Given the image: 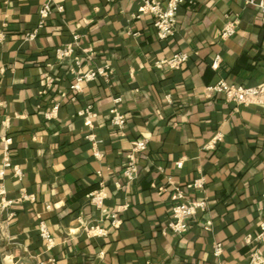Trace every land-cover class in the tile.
I'll list each match as a JSON object with an SVG mask.
<instances>
[{"label":"crops","instance_id":"0c3cea01","mask_svg":"<svg viewBox=\"0 0 264 264\" xmlns=\"http://www.w3.org/2000/svg\"><path fill=\"white\" fill-rule=\"evenodd\" d=\"M46 1L0 0V164L9 137L10 164L22 170L17 178L6 167L2 180L11 202L0 203V264H34L50 256L56 264H244L255 246L264 250L253 240L264 190V104L236 105L206 90L222 78L246 86L264 80L259 9L245 0H184L173 34L161 39L150 14L135 16L141 0H53L38 34L26 39ZM229 20L237 21L236 32L221 37ZM74 32L81 47L95 51L89 64L107 63L112 72L108 81H86L71 93L70 58L59 61L55 48ZM175 52L188 54L181 67L155 66ZM116 96L126 115L122 131L108 116ZM56 101L57 114L47 119L44 112ZM87 104L97 114L90 130L100 140V159L79 114ZM216 133L222 140L207 148ZM139 137L147 139V150L129 181L123 165ZM197 177L205 185L191 195L206 199L205 210L195 213L184 233L163 232L172 185ZM101 186L106 196L99 208L88 195ZM109 213L120 219L118 227ZM40 219L54 239L49 251L38 236ZM96 223L107 235H86L83 226ZM216 242L223 247L219 256Z\"/></svg>","mask_w":264,"mask_h":264},{"label":"built area","instance_id":"2783aa9c","mask_svg":"<svg viewBox=\"0 0 264 264\" xmlns=\"http://www.w3.org/2000/svg\"><path fill=\"white\" fill-rule=\"evenodd\" d=\"M5 3L10 0H3ZM184 0H167L164 5L158 0H141V5L139 12L135 14L139 17L140 14L148 13L153 17L152 25L156 30V34L159 38L164 39L169 37L174 32L177 10ZM248 5H254L260 11V22L261 26L264 28V0H245ZM53 0H47L38 9L39 22L38 25L30 32H26V39H34L38 34L37 31L45 23V20L49 17L53 8ZM56 9L62 11V5H56ZM236 20L226 21L221 27L220 36L229 37L236 32ZM3 39V34H0V41ZM56 49V57L59 61L70 58V71L74 74L73 80L70 82L69 92L76 93L81 91L82 85L87 83L86 81L95 80L97 78H102L105 81L110 79L112 69L107 63L103 65H91L89 64L94 58L95 51L92 47L86 46L81 47V35L77 32L72 34V39L67 44L59 46ZM188 58V54L185 52H175L169 58L157 59L154 64L157 68H163L167 66L168 68H179L181 67ZM219 58L214 57V66H217ZM89 64L86 69H84L85 64ZM49 80L50 78L47 77ZM51 81V80H49ZM206 90L218 95H223L224 99L229 102H233L236 105H256L264 104V80L258 82L254 86L246 85H235L227 82L225 79H221L214 84L206 86ZM60 97L67 96L66 91L60 92ZM169 98V96H167ZM113 106L108 111L109 121L112 125L117 127L120 131L124 128L126 124V115L120 110L119 105L122 98L119 96L113 97ZM60 102L56 101L53 103L49 110L44 112V117L47 119H52L57 114ZM79 114L85 117V124L88 127V132L86 134V139L90 141L91 150L93 156L97 159L102 157L101 150L98 149V144L100 140L96 137L90 128L93 126V120L96 117V112L93 110L91 104H87L83 109L79 111ZM222 140V135L216 133L206 144L207 148L213 149L216 144ZM4 157L3 163L0 164V203L5 206L10 203L11 200L4 198L5 188L2 185V180L6 174V167H10L13 170L14 175L17 178H21L22 170L19 169L17 165H11L8 156V144L11 138L6 137L4 139ZM147 150V139L139 137L131 142L130 151L127 154L126 162L124 163L122 175L127 180H133L136 178L139 165H137V158L139 154ZM177 167L182 166V159L175 161ZM100 174V171L97 172ZM172 185L173 182L168 180ZM205 185V180L202 177H197L191 179V181L179 185H172V198L173 204L170 211V219L166 222L163 227V232H172L174 234L184 233L189 228V220L195 215V213L200 210L203 211L206 208V199L198 198L191 195L193 192L203 190ZM160 189L163 187L160 186ZM261 198L259 202L258 211L260 212V220L258 224V232L254 236L253 240L258 244H264V190L261 192ZM106 196L105 190L101 186L100 188L93 190L88 195L90 201H92L97 207L102 208L104 205V198ZM23 198L33 199L31 194H22ZM103 211H105L103 209ZM111 218L110 224L113 227H118L120 219L115 213H109ZM86 235L88 236H105L106 229L100 224H91L83 226ZM38 236L44 241V246L47 251L51 250L55 243L53 236L48 229L47 223L44 219H40L38 224ZM251 240L248 238V241ZM214 255L219 256L223 250L221 243L216 242L213 246ZM34 264H56V260L53 256L48 257L46 260L37 262ZM244 264H264V250L260 246H255L248 254L247 261Z\"/></svg>","mask_w":264,"mask_h":264}]
</instances>
